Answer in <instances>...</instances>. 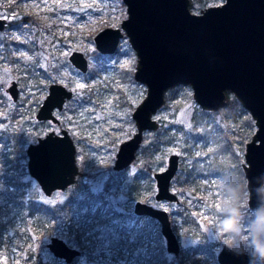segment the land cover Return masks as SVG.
<instances>
[{
	"label": "rangeland",
	"instance_id": "rangeland-1",
	"mask_svg": "<svg viewBox=\"0 0 264 264\" xmlns=\"http://www.w3.org/2000/svg\"><path fill=\"white\" fill-rule=\"evenodd\" d=\"M189 1V9L199 13L203 8L221 4L224 0ZM0 16L7 20L27 17L0 31V114L11 107L12 100L5 90L11 79L18 83L17 101L29 113L34 112V101H41L50 82L62 83L74 94L63 109L56 112L60 123L42 122L39 132L43 135L51 128L58 131L60 126L66 127L74 140L75 161L81 173L75 184L55 190L50 197L44 195L39 187L34 188V180H30V190L39 194L37 197L44 202L62 201L71 193L76 195L78 201L83 192L82 185L102 187L112 174L110 168L118 144L134 131L132 107L146 93V85L133 78L136 54L120 27L126 17V7L122 0H0ZM104 27H118L122 31L111 53L100 52L93 40L94 34ZM73 50L80 51L85 57V71L68 59ZM80 84L84 87H78ZM164 94V104L152 117L159 123L158 129L166 126L171 130L167 143L159 144L158 151L153 154L152 171L165 167L170 152L183 155L184 159L181 160L188 162L190 158L183 148H191L196 162L195 193L192 188H183L176 177L170 189L178 194V202L156 201L153 197L155 186L149 188L147 177L140 193L144 200L168 211L182 251L192 257L190 264H219L216 255L223 244L219 229L231 210L236 211L241 231L251 243V225L256 217L247 208L246 188L242 192L241 202H236L237 195L233 192L231 181L237 184L241 182L238 165L243 160L241 146L250 139L255 125L248 111L240 103L234 102L235 96L230 92H227L224 103L217 110H208V116H201V110L205 109L193 99L188 83L173 85ZM191 116L195 118V134ZM176 125L181 126L182 130L175 128ZM150 132L146 131L144 135L153 139ZM20 138L16 140L15 135L13 138L2 136L0 146L17 150L23 143ZM32 141H26L24 146ZM220 144L225 146L220 148ZM228 159L238 163H228L227 167L223 163ZM138 162L129 169H135ZM217 171L230 176L232 180ZM111 180L114 183L113 194L116 197L123 195L124 207L130 206L131 209L132 202L123 184L118 186L117 175L114 174ZM6 187L13 189L10 185ZM2 189L5 186L0 178V191ZM72 208L51 220L45 229L25 233L21 239L6 232L0 241V264H26L24 259H28L30 264H49L53 254L46 243L51 235L77 246L75 239L80 238L69 231L68 225L78 218L82 206L76 203ZM186 209L195 215L194 230L184 228L187 219L183 220L182 213L187 212ZM124 212H127L126 208ZM129 221H139L141 224V220L126 214L124 222ZM84 257L83 254L79 255L69 264H83ZM103 264H110V261L105 258Z\"/></svg>",
	"mask_w": 264,
	"mask_h": 264
},
{
	"label": "water",
	"instance_id": "water-1",
	"mask_svg": "<svg viewBox=\"0 0 264 264\" xmlns=\"http://www.w3.org/2000/svg\"><path fill=\"white\" fill-rule=\"evenodd\" d=\"M126 17L120 27L136 54L134 79L145 83L146 93L136 105L132 117L136 132L120 143L114 168L128 165L134 158L146 128L156 129L151 117L164 102L165 90L188 83L195 102L205 110H217L232 93L253 119L255 129L245 144L242 169L246 179L247 205L253 210L262 203L256 188L264 181V0H225L199 13L190 11L189 0H122ZM3 20L0 19V28ZM122 31L104 27L94 34L96 49L103 53L115 50ZM69 60L85 71L87 62L80 51L73 50ZM17 96L15 81L9 87ZM71 90L52 82L36 112V118L58 122L53 108H61ZM73 140L62 128L39 136L26 147L27 168L46 195L74 180L77 165ZM177 168V154L169 156L165 169L154 172L155 198L177 200L169 188ZM260 178V179H257ZM137 214L153 217L169 253H179V242L172 229L169 214L163 208L137 200ZM57 257L70 261L79 250L62 238L51 236L47 243ZM223 249V250H222ZM222 252L231 253L222 245ZM220 264H247L246 256L217 254Z\"/></svg>",
	"mask_w": 264,
	"mask_h": 264
},
{
	"label": "flooded vegetation",
	"instance_id": "flooded-vegetation-1",
	"mask_svg": "<svg viewBox=\"0 0 264 264\" xmlns=\"http://www.w3.org/2000/svg\"><path fill=\"white\" fill-rule=\"evenodd\" d=\"M225 1V0H224ZM223 1V2H224ZM190 2V1H189ZM125 5V4H124ZM217 5V4H216ZM126 7V6H125ZM191 11V10H190ZM126 15H127V13H126ZM0 19H2L3 20V27L2 28H0V31L2 30V29H4V28H6V27H11L12 25H14V24H16V23H18V22H20V21H22V20H26L27 19V17L26 16H20V17H18V18H16V19H14V20H7L6 18H4V17H2V16H0ZM72 52V51H71ZM70 52V53H71ZM69 53V54H70ZM69 56V55H68ZM69 59V58H68ZM72 63V62H71ZM73 64V63H72ZM74 65V64H73ZM78 68V67H77ZM87 68V67H86ZM82 71V70H81ZM134 78V77H133ZM136 80V79H135ZM13 81H15V83H16V87H17V96H16V98H13L12 97V95L10 94V91H9V87H10V85L12 84V82ZM55 82V81H54ZM52 82H50L49 84H48V86L51 84ZM59 83V82H58ZM62 84V83H61ZM145 84V83H144ZM48 86H47V92H48ZM65 86V85H64ZM66 87V86H65ZM67 89H70V88H68V87H66ZM7 92H8V94H9V96H10V98H11V107L8 109V110H5V111H3L1 114H0V139H2V136H6L7 137V135L5 134V133H7V131H9L10 133H12V132H16L17 133V135H21L22 136V134L25 132V131H23L24 130V124L25 123H27L26 124V130H34V131H36V132H39V125L42 123V122H45V121H47V122H50V123H52V124H55V125H58L59 123H60V119H59V117H58V115H57V111H60V110H62L63 109V107H64V105H65V103H66V101H68L69 99H71L73 96H74V94H73V90L72 89H70L71 90V96L70 97H68V98H65L64 99V101H63V104H62V107L61 108H53V110H52V113L56 116V118L58 119V122H54V121H52L51 119H42V120H39V119H37L36 118V112H37V109L39 108V106H40V104H41V102L43 101V99H44V97L46 96V94H47V92L45 93V95L43 96V98L41 99V101H39V100H35L34 101V105L36 106H34V108H33V110H34V112H26V109H24V106H23V104H21V103H19V101H17V99H18V95H19V88H18V83H17V81L16 80H14V79H11L10 80V82H9V84L7 85V87H6V89H5ZM144 97V96H143ZM22 99H26L25 97H23ZM142 100V99H141ZM140 100V101H141ZM165 100H166V97H165V94H164V102H165ZM140 101H138L137 102V104L140 102ZM164 102H163V104H164ZM21 104V105H20ZM136 104V105H137ZM162 104V105H163ZM136 105H134L132 108V111H131V117H132V112H133V110L135 109V107H136ZM161 105V106H162ZM23 106V107H22ZM130 106H132V104L130 105ZM160 106V107H161ZM159 107V108H160ZM158 109V108H157ZM205 111H208V110H205ZM209 111H212V110H209ZM30 114H31V117H30ZM153 114V113H152ZM152 114H151V117H152ZM27 117V119L25 120V118ZM31 118V123L29 122V119L28 118ZM15 118V119H14ZM192 118H193V120H192ZM132 119H133V117H132ZM190 119H191V122H192V124H194V127L192 126V129H195V122H194V116H191L190 117ZM33 120V121H32ZM156 120V119H155ZM18 121H20V122H18ZM157 121V120H156ZM20 123V124H19ZM30 124H32V125H30ZM133 124H134V131L132 132V134L128 137V138H130L135 132H136V124H135V121H134V119H133ZM28 125H30L29 127H27ZM12 126L14 127V128H12ZM158 127H160L159 126V123H158ZM158 127L156 128V129H151V128H146V129H144L143 130V132H142V138H141V141H140V143H139V145H138V147H137V149H136V151H135V154H134V158H133V160L128 164V165H126V166H124V167H122V168H120V169H116V168H114V162H115V158H116V152H117V150H118V148H119V145H120V143L121 142H123L124 140H127L128 138H126V139H124V140H122L119 144H118V147H117V149H116V152H115V156H114V161H113V164H112V166H111V168H110V170L112 171V174L110 175V177L109 178H107L106 180H105V182L103 183V186L105 185V184H107V185H109V186H113V184L114 183H112V177L114 176V174L115 175H117V177H118V186L120 185V184H123V186H124V188H125V190H126V186H125V182L122 180V176L124 175V173H126V172H134V171H136V169L138 168V166L140 165V160L137 158L138 156V154H139V152H140V150H141V148L143 147V145H144V143H146L147 145V148L149 149V152H150V155H148V160H145V161H147V163H148V165H149V163H151V169H146V174H147V179H148V181H149V183L151 184L152 183V187H154L155 186V190H154V192H153V197H154V199L156 200V201H161V200H166V201H173V202H178L179 201V196H178V194H176L175 192V194L177 195V200H167V199H159V200H157L156 198H155V193H156V182H155V178H154V172H156V171H152V164H153V161H154V156H153V154L154 153H156L158 150H154L153 151V147H154V145H153V143L151 142L152 141V139H148L144 134H145V132L146 131H151L152 132V134H153V132L155 131H160L161 130V128L160 129H158ZM162 127V126H161ZM62 128H64V129H66L67 130V133L69 134V136L71 137V135H70V133H69V131H68V129L66 128V127H63V126H60L59 128H58V131L56 130V129H54V128H51V129H49L48 131H51V130H53L55 133H57V134H60V130L62 129ZM163 129H166L167 131H168V129L170 128V127H162ZM183 128V127H182ZM158 129V130H157ZM182 130V129H181ZM48 131H46V132H48ZM45 132V133H46ZM150 132V133H151ZM44 133V134H45ZM43 134V135H44ZM195 134V133H194ZM43 135H40V132H39V134H38V136L35 138V139H32L33 141L32 142H29V143H33V142H36L37 141V138L39 137V136H43ZM168 136L169 135H167V133H166V137L163 139V140H161L160 141V143L159 144H161V143H167V140H168ZM11 138H13V136H11ZM21 139V138H20ZM71 139L73 140V138L71 137ZM167 139V140H166ZM247 142V141H246ZM246 142L244 143V146H241L240 148H241V151H242V149H243V153H242V155H243V160H242V162L241 163H238V165H239V167H240V169H239V171H240V175H241V177H242V179H243V181H244V186H245V188H246V179H245V175H244V172H243V169H242V163L244 162V152H245V144H246ZM29 143H27L25 146H24V144L22 143V145L21 146H23V150H24V154H25V165H26V174L25 173H22V172H17V170L15 169V168H11L9 171L5 168V167H7L8 165H7V163L6 162H4V157H5V155L7 154V153H9V155L12 157V156H14V155H17V151L18 150H12V149H6V147H4V146H0V178H1V180H2V183H3V185L5 186V189H2V191H0V205H4V207H3V209H2V211H0V216L1 215H3L4 217L6 216V214H7V212L8 213H19V214H22V212L23 211H26V206L23 204V201L20 199V195H21V193H23L24 192V190L26 191V193L27 194H33V195H39V194H35V193H33L31 190H30V180H34L35 181V183H36V185L34 186V188H37V187H39L40 188V185L38 184V182H37V180L33 177V176H31L30 174H29V172H28V168H27V159H28V157H27V153H26V147H27V145L29 144ZM73 144H74V140H73ZM158 144V145H159ZM74 147H75V144H74ZM6 149V150H5ZM18 149V148H17ZM158 149H159V147H158ZM188 154H187V156L190 158V160L188 161V162H183L181 159H184V156L183 155H179L178 153H176V152H170L168 155H167V157H166V160H165V167L163 168V169H165L166 168V166H167V164H168V160H169V156L171 155V154H173V153H175V154H177V168H176V171H175V173H174V175L172 176V178H171V181H170V185H171V182H172V180L176 177L177 179H178V182L180 183V185H182L183 186V188H192V192L193 193H195V184H193V185H190L189 183H188V181H191L192 180V182H195L196 181V179H195V164H196V162H195V156H194V154H193V152H192V150H191V148H189V147H184L183 148ZM5 150V151H4ZM10 150V152H8ZM153 151V154L151 155V152ZM75 153H76V148H75V152H74V157H75ZM214 158V157H213ZM212 158V159H213ZM211 159V160H212ZM136 161H139L138 162V165H137V167L135 168V169H129V167L133 164V163H135ZM75 163H76V161H75ZM228 163H230V164H237V163H234V162H231V160H229L228 159V161L226 162H224L223 164H226V166L228 167ZM76 165H77V163H76ZM162 169V170H163ZM159 171H161V170H159ZM80 170H79V167H78V165H77V172H76V174H75V176H74V180L72 181V182H70L69 184H67L65 187H63V188H55V189H53L51 192H50V194H48V195H46L45 193H43V191H42V193L44 194V195H46V196H51V194L55 191V190H62V189H65V188H67V187H69L70 185H72V184H75L76 183V180H77V176L78 175H80ZM151 173H152V175H151ZM217 173H219V174H221L222 176H227L228 178H230L231 179V177L230 176H228V175H226V174H224V173H221V172H218L217 171ZM116 177V176H115ZM153 179H154V183H153ZM154 184V185H153ZM8 185H10V186H12L13 187V189H8L6 186H8ZM145 185L143 184V186L141 187V189L144 187ZM151 187V185H150V187L149 188H152ZM24 188V189H23ZM89 188H91V187H89L88 185H82V189H83V192H85L87 189H89ZM169 188H170V186H169ZM244 188V189H245ZM41 189V188H40ZM140 189V190H141ZM153 189V188H152ZM37 190H39V189H37ZM171 190V189H170ZM172 191V190H171ZM246 191H247V188H246ZM82 192V193H83ZM173 192V191H172ZM234 192V191H233ZM126 193H127V190H126ZM235 193V192H234ZM127 195H128V193H127ZM129 196V195H128ZM69 197H74V198H76V195L74 194V193H71V194H68L66 197H65V199L66 198H69ZM65 199H63V200H65ZM62 200V201H63ZM79 200H81V199H79ZM77 201V199L75 200L74 199V202H72V203H70L69 204V206L66 208V210L64 211V213H67L68 212V210L70 211V210H72L73 208V206H74V204H76V203H78V205L79 206H83V204H82V202H80V201ZM129 200L132 202V206H131V209H130V206H127V207H124V208H126L127 209V212H126V214L129 216V215H132L133 217H134V219L135 220H141V218L142 217H146V216H148V215H143V214H137L135 211H134V203H135V201H137V200H140V201H143V202H146V203H149V204H152V203H150V202H148L147 200H144V198H143V196L141 197V198H138V199H132V198H130V196H129ZM246 200H247V194H246ZM62 201H55V200H53V201H51L50 203L52 204V205H55L56 203H60V202H62ZM236 202H238V200H236ZM153 205V204H152ZM246 205H247V201H246ZM153 206H155V205H153ZM155 207H157V206H155ZM159 208H161V207H159ZM247 208L249 209V210H251L249 207H248V205H247ZM24 209V210H23ZM164 209V208H163ZM21 210H23L22 212H21ZM187 210V212H185V213H182L183 215H182V218H183V220H185V218L187 219V220H189V219H194V221H195V215H194V213H191V211L190 210H188V209H186ZM167 211V210H166ZM252 211V210H251ZM167 213H168V211H167ZM169 214V213H168ZM253 214H254V212H253ZM254 216H255V214H254ZM148 217H151V216H148ZM153 218V217H152ZM52 220H55V218H53ZM156 220V219H155ZM22 221H24V220H22ZM157 221V220H156ZM158 222V221H157ZM194 223V222H193ZM49 224H51V221L49 222ZM159 224V223H158ZM20 225L22 226V228H20ZM18 226H19V228H20V233H23V235L25 234V233H28V232H32V233H37L38 232V230H37V228L36 227H34V229H31L28 225H27V223H26V225H25V222H23V223H21L20 221H17L16 222V224H14L12 227L15 229V228H18ZM172 226V225H171ZM23 228H26V231L25 232H23L22 230H23ZM172 229H173V227H172ZM28 230H30V231H28ZM37 230V231H36ZM159 230H160V227H159ZM174 231V230H173ZM6 232H9V230H6L5 232H3L2 233V236L6 233ZM11 233V232H10ZM161 233V232H160ZM174 233H175V231H174ZM13 235V234H12ZM23 235H22V237L21 238H23ZM162 235V234H161ZM175 235H176V233H175ZM1 236V238H0V241H2V237ZM51 236H56V235H51ZM50 236V237H51ZM14 237V236H13ZM163 237V236H162ZM176 237H177V235H176ZM21 238H17V239H21ZM164 239V238H163ZM178 239V238H177ZM49 241H50V239H49ZM48 241V242H49ZM65 241V240H64ZM75 241H76V243H78V241H80V245H81V248L77 245V246H72V247H75V248H77L78 250H79V254L78 255H76V256H74L70 261H68L67 263L69 264V263H72L73 261H74V259L77 257V256H79V255H84L85 257H84V261H83V264H91V261L93 260V255L89 252V250L84 246V244H83V241L81 240V239H75ZM47 242V243H48ZM66 242V241H65ZM178 242H179V240H178ZM47 243H46V246H47ZM67 243V242H66ZM164 243H165V241H164ZM68 244V243H67ZM69 245V244H68ZM223 245V244H222ZM222 245H221V247H222ZM69 246H71V245H69ZM179 246H180V243H179ZM48 247V246H47ZM221 247H220V249H221ZM48 249H49V247H48ZM180 249H181V247H180ZM180 249H179V251H180ZM219 249V250H220ZM50 250V249H49ZM250 250V249H249ZM167 251V250H166ZM168 252V251H167ZM52 253V252H51ZM53 254V253H52ZM217 254H218V252H217ZM175 255V254H174ZM140 257V256H139ZM139 257H136V256H133L132 258H133V264H135V260L137 259V258H139ZM59 258H61V257H59ZM63 259V258H62ZM96 259L97 260H99V259H101V257H96ZM216 259H217V255H216ZM63 260H65V259H63ZM218 261V260H217ZM219 263V262H218ZM220 264V263H219ZM248 264V263H247Z\"/></svg>",
	"mask_w": 264,
	"mask_h": 264
},
{
	"label": "snow or ice",
	"instance_id": "snow-or-ice-1",
	"mask_svg": "<svg viewBox=\"0 0 264 264\" xmlns=\"http://www.w3.org/2000/svg\"><path fill=\"white\" fill-rule=\"evenodd\" d=\"M81 201L83 206L78 218L68 225V229L79 236L93 255L91 264H103L105 258L110 264H133L131 257H139L147 251L155 252L162 247V238L154 236L151 231L145 233L139 221L124 222V196L116 197L111 186H93L81 194ZM3 207L0 205V211ZM217 252L231 255L219 249ZM49 264H67V261L53 254ZM135 264H141L139 258Z\"/></svg>",
	"mask_w": 264,
	"mask_h": 264
},
{
	"label": "trees",
	"instance_id": "trees-1",
	"mask_svg": "<svg viewBox=\"0 0 264 264\" xmlns=\"http://www.w3.org/2000/svg\"><path fill=\"white\" fill-rule=\"evenodd\" d=\"M233 99L235 103H239L236 98H233ZM208 115H210V112L201 110V116H208ZM30 117H31V114H30ZM30 117L28 119H29V122L31 123ZM26 119L27 117L25 118V120ZM194 122H195V119H194ZM26 124L27 123L24 124V130H23L25 132L22 134V136L20 135L21 136L20 140H23V144H25L26 141L35 139L39 134V132H36L34 130L32 131L26 130L27 129L25 127ZM192 126L194 127V124H192ZM175 128L181 129V126L176 125ZM170 130H171L170 128L168 129V131L166 129L161 128L160 131L153 132V139L151 141L154 145V147L152 148L153 151L158 150V144L160 143L161 140H163L166 137V133L167 135L170 134L169 133ZM194 132H195V129H193V134ZM5 134L9 138L15 135L16 140L20 138L16 132L10 133L9 131H7V133ZM146 145L147 144L144 143L139 154L137 155L138 156L137 158L140 160V165L138 166L136 171L126 172L122 176V180L125 182L127 193L132 199H138L142 197V194L140 193V189L143 186V182L145 181L147 177V174L145 171L147 168L151 169V166H150L151 163H149L148 165L147 161H145V160H148V155H150L149 149L147 148ZM224 146L225 145L222 144L219 147L223 148ZM17 150H18L17 155H14L12 157L9 155V153L5 155L4 162H6L8 165L5 168L8 171L11 168H15L17 172H22L26 174V165L24 161L25 154H24L23 146L18 147ZM153 151L151 152V155L153 154ZM8 152H10V150ZM231 182H233L234 192L237 195V200H240L241 202L242 192L245 188L244 181L241 177V182L239 184H237L233 180ZM188 183L190 185H193L197 182L196 181L192 182L191 180V181H188ZM150 185L152 187V183ZM20 199L23 201V204L26 206L25 213L19 214V213H8L7 212L5 217L1 215L0 216V238L2 236V233L5 232L6 230H9V232H11L14 237L21 238L23 233H20V228L18 227L14 229L12 227L14 224H16L17 221L24 220L23 222H25V225L27 223V225L31 229H34V227H36L37 230L45 229L48 223L53 218L61 217L64 214V211L66 210V208L69 206V204L74 202V199L76 200V198L74 197H69L60 203H56L55 205H52L50 202H44L40 200L36 195L27 194L25 190L23 193H21ZM79 201L82 202L81 200ZM185 224H186V227L184 225V228H187L188 230H194L195 228L194 219L187 220ZM141 225L144 226L145 233L151 231L154 236H158L162 238L161 248L157 249L155 252L147 251L144 253V255H141L139 257L141 264H149V262L150 264H190V261H192V257L188 255L187 253H184L182 249H180L179 253L175 255L166 251L164 239L159 230V224L154 218L148 217V216L142 217ZM22 231L25 232L26 228H23ZM250 241H251V238H250ZM77 245L81 248L80 241H78ZM24 263L30 264L28 259H24Z\"/></svg>",
	"mask_w": 264,
	"mask_h": 264
},
{
	"label": "clouds",
	"instance_id": "clouds-1",
	"mask_svg": "<svg viewBox=\"0 0 264 264\" xmlns=\"http://www.w3.org/2000/svg\"><path fill=\"white\" fill-rule=\"evenodd\" d=\"M255 191L261 198L262 203L252 210L256 218L251 225V243H248L247 237L241 231L239 217L236 215L235 210H231V214L221 224L219 230L222 234L221 241L223 245L233 255L237 257L246 256L248 264H264V182L260 183ZM230 222L231 227H229Z\"/></svg>",
	"mask_w": 264,
	"mask_h": 264
}]
</instances>
